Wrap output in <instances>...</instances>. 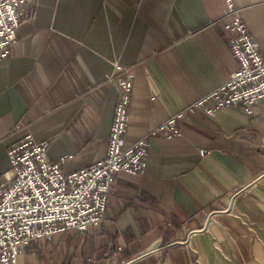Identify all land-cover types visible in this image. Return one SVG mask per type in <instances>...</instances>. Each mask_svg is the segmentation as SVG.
<instances>
[{"label":"crops","instance_id":"crops-1","mask_svg":"<svg viewBox=\"0 0 264 264\" xmlns=\"http://www.w3.org/2000/svg\"><path fill=\"white\" fill-rule=\"evenodd\" d=\"M264 57V0H234ZM226 0H35L0 59V174L32 134L65 172L105 158L133 74L126 143L147 139L144 174L119 172L106 220L42 244L71 264H264V99L253 114L196 109L182 134L152 130L239 69ZM206 149V153L201 150ZM18 264H31L22 249Z\"/></svg>","mask_w":264,"mask_h":264},{"label":"built area","instance_id":"built-area-1","mask_svg":"<svg viewBox=\"0 0 264 264\" xmlns=\"http://www.w3.org/2000/svg\"><path fill=\"white\" fill-rule=\"evenodd\" d=\"M34 1L0 0V59L11 53L23 13ZM226 1L225 28L239 69L224 84L155 127L152 135H181L180 121L196 109L211 115L222 107L241 105L253 114L256 104L264 99V57L241 9L234 0ZM115 70L120 96L105 158L80 170L65 172L63 160L49 157L47 142L38 141L32 134L8 146L11 167L0 174V264H18L24 246L38 238L73 228L86 230L105 221L117 174L145 173L146 137L126 143L135 86L133 74L119 62H115Z\"/></svg>","mask_w":264,"mask_h":264},{"label":"rangeland","instance_id":"rangeland-1","mask_svg":"<svg viewBox=\"0 0 264 264\" xmlns=\"http://www.w3.org/2000/svg\"><path fill=\"white\" fill-rule=\"evenodd\" d=\"M23 250L28 253L31 264H71L67 261V249L62 245L57 248L55 243L42 244L34 240L24 246Z\"/></svg>","mask_w":264,"mask_h":264}]
</instances>
